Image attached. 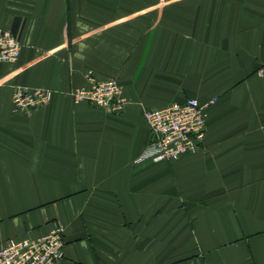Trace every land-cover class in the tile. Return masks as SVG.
<instances>
[{"label": "crops", "instance_id": "0c3cea01", "mask_svg": "<svg viewBox=\"0 0 264 264\" xmlns=\"http://www.w3.org/2000/svg\"><path fill=\"white\" fill-rule=\"evenodd\" d=\"M0 31V247L61 227L60 264H264V0H0ZM89 78L121 114L73 103ZM21 88L51 100L14 112ZM188 99L199 148L137 162L145 111Z\"/></svg>", "mask_w": 264, "mask_h": 264}, {"label": "built area", "instance_id": "2783aa9c", "mask_svg": "<svg viewBox=\"0 0 264 264\" xmlns=\"http://www.w3.org/2000/svg\"><path fill=\"white\" fill-rule=\"evenodd\" d=\"M20 54V43L9 32L0 31V63H14ZM91 74V73H89ZM89 88L74 89V104L89 103L108 114L119 115L127 100L115 79L96 81L89 78ZM52 91L44 88H21L13 96V111L26 113L46 106ZM205 106L196 99L172 103L161 109L147 110L144 118L150 131V142L137 162H172L199 148L205 135ZM63 229L56 227L33 239L7 240L0 247V264H60L63 258Z\"/></svg>", "mask_w": 264, "mask_h": 264}]
</instances>
